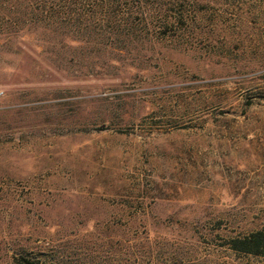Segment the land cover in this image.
<instances>
[{
  "label": "rangeland",
  "instance_id": "obj_1",
  "mask_svg": "<svg viewBox=\"0 0 264 264\" xmlns=\"http://www.w3.org/2000/svg\"><path fill=\"white\" fill-rule=\"evenodd\" d=\"M122 1L0 0V264H264V0Z\"/></svg>",
  "mask_w": 264,
  "mask_h": 264
},
{
  "label": "trees",
  "instance_id": "obj_2",
  "mask_svg": "<svg viewBox=\"0 0 264 264\" xmlns=\"http://www.w3.org/2000/svg\"><path fill=\"white\" fill-rule=\"evenodd\" d=\"M96 1L100 2L101 5V13L97 18V21L106 20L115 22V24L118 26H121L122 24H124V26H128L129 23L134 22L133 16L136 13H134L133 9L127 7V5H125L126 3L122 0H113V2L110 4H105L104 0H95V2ZM79 2L81 3L82 1ZM171 11L172 9L166 3H160V5L154 7L153 11L151 10L150 13L148 12V15L150 18L155 19L156 21H163L165 28H175L179 23L186 24L187 16L184 13L180 12L179 14L175 15ZM138 13L141 19L146 20V15L144 12L139 11ZM65 18H67V16ZM70 18H75V16L71 15ZM83 18L89 19L90 15H85ZM229 246L231 250L236 252H241L246 255L264 257V231L254 232L241 238L231 239Z\"/></svg>",
  "mask_w": 264,
  "mask_h": 264
}]
</instances>
